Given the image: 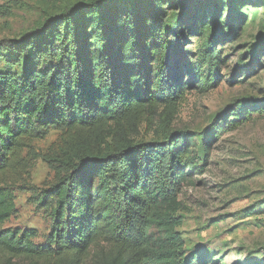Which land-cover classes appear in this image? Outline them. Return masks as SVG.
<instances>
[{
  "label": "trees",
  "instance_id": "1",
  "mask_svg": "<svg viewBox=\"0 0 264 264\" xmlns=\"http://www.w3.org/2000/svg\"><path fill=\"white\" fill-rule=\"evenodd\" d=\"M246 2L80 0L20 40L0 41V62L17 66L0 72V264H207L177 231L179 194L203 167L192 134L169 130L189 93L220 85L230 57L222 46L241 37L235 8ZM249 55L240 66L248 76L258 52ZM258 101L236 99L217 134L263 110ZM142 126L163 139L134 141ZM49 130L60 132L44 159L54 183L31 202L51 224L36 244L33 229L2 227L15 212L12 187L36 159L31 144Z\"/></svg>",
  "mask_w": 264,
  "mask_h": 264
},
{
  "label": "rangeland",
  "instance_id": "2",
  "mask_svg": "<svg viewBox=\"0 0 264 264\" xmlns=\"http://www.w3.org/2000/svg\"><path fill=\"white\" fill-rule=\"evenodd\" d=\"M77 1L0 0V41L20 40ZM235 12L243 14L242 35L237 42L222 46L224 55L230 57L220 71V85L204 94L189 93L170 126V132L192 134L199 167H203L202 174L193 176L194 186L184 187L179 194L182 223L177 231L185 249L204 253L207 264H264V0H248ZM190 42L194 48L196 40ZM255 50L256 71L248 76L240 66L247 64L249 53ZM16 68L0 62L2 73ZM233 77L237 83L231 84ZM241 97L256 98L260 103L254 108L263 110L251 112L233 131L217 134L219 116L229 114L230 105ZM227 120L232 119L228 116ZM59 136V131L49 130L31 144L36 159L29 158L27 173L12 187L15 212L2 227L33 229L36 244L46 242L51 222L48 210L37 209L31 196L54 183V168L44 159L57 152ZM163 137L156 126H142L134 141ZM1 264L34 263L4 257Z\"/></svg>",
  "mask_w": 264,
  "mask_h": 264
}]
</instances>
